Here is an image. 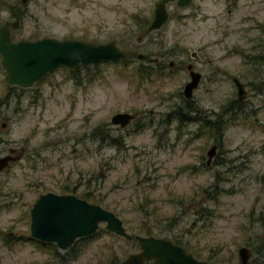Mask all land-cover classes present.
I'll list each match as a JSON object with an SVG mask.
<instances>
[{"label": "rangeland", "instance_id": "obj_1", "mask_svg": "<svg viewBox=\"0 0 264 264\" xmlns=\"http://www.w3.org/2000/svg\"><path fill=\"white\" fill-rule=\"evenodd\" d=\"M160 1L164 24L146 34L136 30ZM225 8L223 0L183 7L175 0H0V27L17 21L8 27L13 41L113 39L132 53L125 64L56 68L25 88L9 85L0 66V154L9 147L22 152L0 173V264L47 261L27 240V210L46 191L101 198L94 204L117 216L131 237L160 223L163 231L153 235L177 237L213 263L239 264L236 250L244 246L247 264H264V48L235 42L244 10L238 5L229 17ZM188 51L207 63L187 109L195 113L182 123L173 114L186 104L180 93L187 75L178 61ZM138 54L172 61L173 71L136 86ZM232 77L245 84L239 109ZM115 112L135 117L120 129L109 124ZM93 128L106 134L103 140L89 138ZM210 145L215 151L205 164ZM166 219L177 224L167 230ZM74 247L72 264H110L115 254L137 249L133 238L103 223Z\"/></svg>", "mask_w": 264, "mask_h": 264}, {"label": "water", "instance_id": "obj_2", "mask_svg": "<svg viewBox=\"0 0 264 264\" xmlns=\"http://www.w3.org/2000/svg\"><path fill=\"white\" fill-rule=\"evenodd\" d=\"M187 2L188 0H175V5L183 7ZM166 18L164 3H157L146 30L158 29ZM16 25V21L12 22L13 28ZM123 57V51L113 41L92 43L55 37L10 41L8 28L5 26L0 28V65L7 83L17 87H28L47 72L59 67L85 66L117 61ZM189 77L190 80L184 83L181 91L185 99L191 96V90L197 83V74L191 73ZM234 84L235 97L242 100L245 95L243 84L236 80ZM132 117L128 112H115L109 117V123L124 127ZM214 151V145H210L206 150V164L209 163ZM13 160L14 157L9 155L0 156V170L7 162ZM28 215L29 235L41 241L52 242L59 250H64L75 238L93 233L99 223H104V228L115 235L130 238L121 220L112 212L72 194L52 192L40 194L30 207ZM134 239L139 251L129 254L116 264H141L142 261L149 259L153 264H206L196 261L182 247L173 245L167 239L151 235H135ZM236 251L239 264H245L249 256L248 249L241 246Z\"/></svg>", "mask_w": 264, "mask_h": 264}, {"label": "flooded vegetation", "instance_id": "obj_3", "mask_svg": "<svg viewBox=\"0 0 264 264\" xmlns=\"http://www.w3.org/2000/svg\"><path fill=\"white\" fill-rule=\"evenodd\" d=\"M192 1L193 0H188L187 4L185 6H190L192 4ZM223 1L225 2L226 15L229 16V17H230V14L234 12V10L236 9V7L238 5H240V7L244 10V12L237 18V20H235L236 21V25L238 23L240 24V26L235 31V33L237 34L235 42L242 41V42H244L243 44H245L247 46L250 45V46H253V47L264 48V0H247V3H244L241 0H223ZM245 6H247V7H245ZM190 14H193V12L188 13L187 16L191 17ZM147 25L148 24H146V27H147ZM2 26H6L7 27V24H4ZM8 27L13 29L12 22L9 23ZM9 28H8L9 38L11 40ZM147 32H150V31H147ZM11 41H13V40H11ZM144 58L145 57L143 55H140V57H138V55H136V58H135L136 61H137V65L140 66V68H142V69L151 68L152 67L158 73H160V71H165V70L167 72L173 71L172 61H168L167 64L165 65V63H164L162 58H146V60ZM178 62H179V66L183 68L184 72L187 75V81H185L184 83H186V82H188L190 80L189 74H191V73L192 74L193 73L197 74V83H196L195 87L192 88L191 91H195V90L198 89V87H201L200 81H201L202 75H203L202 71H203V68H206V63L207 62L201 60L197 56L196 51L195 52L188 51V59L186 61H184V62H182V61H178ZM104 63H109V62H104ZM104 63H97V64L102 65ZM212 69L214 71H218L217 66L214 67V68L212 67ZM140 80L141 81L139 82V84L141 82H143V80L144 81H149V79L142 78V77H141ZM231 80H232L233 85H234V80L239 81L235 77H232ZM184 83H183V85H184ZM240 83L243 84V88H244V91H245V84L243 82H240ZM183 85H182V88H183ZM180 95L182 96L181 93H180ZM192 95L193 94L191 92V96L188 99H185V98L182 97L184 99V103H186V104L182 105L181 107H177L180 110L179 114H181L182 117H183V119L181 121L182 123L186 122L187 119L189 118V115L187 113H191V114L195 113L194 111H187V109H188L187 107H189L190 104L193 101ZM131 115L133 117L131 118V120L127 124H129L135 117L134 114H131ZM173 117L176 118V113L173 114ZM194 118L192 120H194ZM127 124L125 126H127ZM113 126H117L120 129L125 127V126L124 127H119L118 125H113ZM95 133H96V129L93 128L92 130H90L89 134H88L89 138H92V140H94V137L96 136ZM20 153H22L21 150L17 151V149L9 147L7 149V153L0 154V156L9 155L11 157H14V160L7 162V165L2 170H0V173L6 171L7 169H9L11 167L16 166L18 164V160L20 159ZM15 157H17V158H15ZM30 162L31 161H29L27 163H30ZM36 198L34 199V201L36 200ZM33 202L31 203L30 207L32 206ZM30 207L27 210V215H28ZM28 217H29V215H28ZM28 221H29V219H28ZM81 239H88V237H80V238H77V239L73 240V242L71 244L73 246H72L71 249H68L69 247L66 248L65 250H58L57 248H55V252H57L59 254L58 258H59L60 262L58 260H53V258L50 259L48 257V259H47V261L45 263H40V264H72V262L76 261L77 258H78V253H76V250H74V248H75L74 245H75V243L77 241H79ZM33 240L34 241H39V240H36V239H33ZM171 243L174 244V245L182 247L184 249V251L187 254H189L196 261L205 262L206 264H218V263H213L211 261V257L212 256H209L208 254L206 256H204V257H200L199 254H197L196 250H194V249L187 248L185 246H181L179 244L173 243L172 241H171ZM136 245H137V243H136ZM40 251H42V250H40ZM138 251L139 250L137 248L133 252H130V253L126 252V253L123 254L124 255L123 257H117V254H115L114 257H110L109 258L110 264H116V263L122 261L129 254L136 253ZM42 253L47 255V253L44 252V251H42ZM63 253H64V256L62 255ZM213 254L214 253H212V255ZM249 258H250V254H249L245 264H247ZM216 259H218V258H216ZM218 262H220V261H218ZM259 262L261 263L262 261H259ZM141 264H153V261L150 260V259L149 260H144V261L141 262Z\"/></svg>", "mask_w": 264, "mask_h": 264}, {"label": "trees", "instance_id": "obj_4", "mask_svg": "<svg viewBox=\"0 0 264 264\" xmlns=\"http://www.w3.org/2000/svg\"><path fill=\"white\" fill-rule=\"evenodd\" d=\"M136 30H140L141 33H147L146 31V23L145 21H143L140 26L136 27ZM113 41V39H111ZM125 49V48H124ZM126 50V49H125ZM129 54H132V53H129L127 50L125 52V57L123 59H120L119 61H117L115 64H118V63H122V64H125L127 63V59L126 57L129 55ZM133 73L135 74V82H136V86L139 84V81L142 78H152L154 77V75H158V72L153 69L152 67L151 68H140V66H133ZM7 95V94H6ZM5 95V96H6ZM179 95V93H178ZM232 105H234V109H239L240 108V103L236 100H233L232 102ZM189 109V107H187ZM180 110L179 108H177V111H176V117H177V120H179L180 122L182 121L183 117L181 114H179ZM220 128V123H217L216 127H215V130L218 131V129ZM206 129H210V128H206ZM96 137L99 136V139L100 140H103L104 135L100 129H97L96 130V133H95ZM104 135V136H103ZM107 137V136H106ZM110 142H113L114 144L117 143V141L111 137H108V143ZM213 188H215L213 190V196L215 197L217 195V187H216V184H213L212 185ZM64 192L69 190L68 187H64ZM207 194V190H203L201 192V194ZM81 197L89 200L90 202H93V203H97V202H101L102 199L101 198H93L89 193H85V192H81ZM174 225V224H177V222L175 220H167L165 221V226L167 227V230H170V227L171 225ZM172 225V226H173ZM159 228H163L162 225L160 226V223L159 225L158 224H154V225H146V226H143V227H139V232L143 233L144 235H153L154 233H160L161 231H163V229H159ZM92 235V234H91ZM173 243H176V244H179L181 246H186V244L181 240V239H178L177 237H173V238H169ZM27 240L34 243V245L39 249V250H42L44 252L47 253L48 257L51 259L53 258V260H58L59 261V254L57 252H55V247L53 246L52 243H48V242H41V241H34L33 239H31L30 237L27 236ZM73 245H70L68 249H71ZM189 248V247H188ZM73 253V252H72ZM64 256V253L62 254ZM60 262V261H59Z\"/></svg>", "mask_w": 264, "mask_h": 264}, {"label": "bare ground", "instance_id": "obj_5", "mask_svg": "<svg viewBox=\"0 0 264 264\" xmlns=\"http://www.w3.org/2000/svg\"><path fill=\"white\" fill-rule=\"evenodd\" d=\"M163 24H164V23H163ZM163 24H162V25H163ZM162 25H161V26H162ZM161 26H160V27H161ZM160 27H159V28H160ZM159 28H158V29H159ZM158 29H156V30H158Z\"/></svg>", "mask_w": 264, "mask_h": 264}]
</instances>
